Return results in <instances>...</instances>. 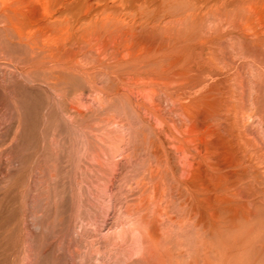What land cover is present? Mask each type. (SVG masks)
Returning <instances> with one entry per match:
<instances>
[{
	"label": "rangeland",
	"instance_id": "rangeland-1",
	"mask_svg": "<svg viewBox=\"0 0 264 264\" xmlns=\"http://www.w3.org/2000/svg\"><path fill=\"white\" fill-rule=\"evenodd\" d=\"M145 226L264 264V0H0V264H156Z\"/></svg>",
	"mask_w": 264,
	"mask_h": 264
},
{
	"label": "bare ground",
	"instance_id": "bare-ground-1",
	"mask_svg": "<svg viewBox=\"0 0 264 264\" xmlns=\"http://www.w3.org/2000/svg\"><path fill=\"white\" fill-rule=\"evenodd\" d=\"M138 221V220H137ZM147 223V222H146ZM153 224V223H152ZM155 224V223H154ZM148 225V224H147ZM148 228V227H147ZM145 229H146V226H145ZM142 230V229H141ZM143 230H144V228H143ZM147 230V229H146ZM149 230V229H148ZM147 230V231H148ZM157 230V229H156ZM151 232V231H150ZM149 231H148V233L147 232H145V231H139L138 233H137V237L136 238H138V240H137V243H136V247H137V249L139 250V252L141 253H144L146 256L148 255H150L149 257L152 259L153 258V256L151 255V254H153L152 252H153V249L155 250L154 252L155 253H157V254H159V252H158V249H157V252H156V249L155 248H153L151 245H149L148 246V244L150 243V242H152V240H151V238H150V235H151V233H150ZM149 233H150V235H149ZM126 234V233H125ZM153 235V234H152ZM153 236H155V235H153ZM155 238H157V235H156V237ZM154 238V239H155ZM134 240V239H133ZM157 240H159V239H157ZM154 242V241H153ZM135 243V242H134ZM148 243V244H147ZM156 243V245H157V242H155ZM164 243V242H163ZM127 244V243H126ZM151 244V243H150ZM154 244V243H153ZM152 244V245H153ZM155 245V246H156ZM259 246V245H258ZM256 247V246H255ZM254 247V248H255ZM243 249V248H242ZM256 250V249H255ZM254 251V250H253ZM164 252V251H163ZM167 251H165V253H166ZM242 252V251H241ZM165 253H160L159 255L160 256H158L159 258V262L161 263V264H164V263H166L165 261L166 260H168L169 258L167 257V255L165 254ZM167 253H169V252H167ZM224 253V252H223ZM247 254V253H246ZM254 254H256L255 252H254ZM137 255V254H136ZM145 255H144V257H145ZM169 255V254H168ZM259 255V254H258ZM257 255V256H258ZM260 256V255H259ZM258 256V257H259ZM155 257V256H154ZM196 257V256H195ZM240 257V256H239ZM150 258H147V259H149V261L151 260ZM241 258V257H240ZM157 259V260H158ZM156 260V261H157ZM146 261V260H145ZM174 261V260H173ZM150 262H152V261H150ZM150 262H148L149 264H150ZM158 262V261H157ZM159 262L158 263H156V264H159ZM225 262V261H224ZM253 262H254V260H253ZM154 263V262H153ZM153 263H151V264H153ZM223 264V263H222Z\"/></svg>",
	"mask_w": 264,
	"mask_h": 264
}]
</instances>
